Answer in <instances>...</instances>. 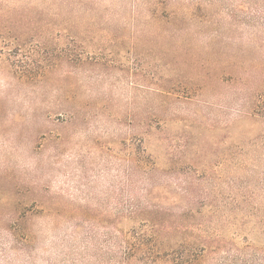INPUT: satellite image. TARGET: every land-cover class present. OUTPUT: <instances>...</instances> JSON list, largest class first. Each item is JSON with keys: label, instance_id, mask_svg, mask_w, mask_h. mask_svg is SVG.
Instances as JSON below:
<instances>
[{"label": "rangeland", "instance_id": "1", "mask_svg": "<svg viewBox=\"0 0 264 264\" xmlns=\"http://www.w3.org/2000/svg\"><path fill=\"white\" fill-rule=\"evenodd\" d=\"M169 3L0 0V264H125L155 210L264 264V19Z\"/></svg>", "mask_w": 264, "mask_h": 264}, {"label": "trees", "instance_id": "2", "mask_svg": "<svg viewBox=\"0 0 264 264\" xmlns=\"http://www.w3.org/2000/svg\"><path fill=\"white\" fill-rule=\"evenodd\" d=\"M141 0H134L139 2ZM167 1L170 6L173 7V11L170 12L169 19L171 23L178 22V16L180 7H187L186 15H183L181 19H197L210 15H218V13L224 14L226 20H229L230 27L233 29L239 27L250 26L255 24L256 21L264 19V0H162ZM262 6V10L258 11L255 8L256 3ZM254 5V6H253ZM259 7V6H258ZM135 12V9H134ZM200 12V14H198ZM153 18L158 19L159 15L156 12L153 14ZM180 21V20H179ZM249 117H257L264 120V93L258 95L253 102L250 103ZM241 211V210H239ZM155 217H148L144 219L143 224L138 229V232H134L132 237L136 241L132 245L128 244L123 247V263L131 264L133 260L137 262H150L152 264H204L203 257L212 258V255L219 253L221 247L213 248L210 239L213 236L211 234L210 227H207L206 231L198 229L201 234L183 233L182 225L168 226L166 221H172L175 217L159 210L153 211ZM152 212V214H154ZM188 214L183 216L186 219H195L194 215H199L198 212L188 211ZM186 222V221H183ZM204 224V223H201ZM200 224V225H201ZM143 227H146L143 230ZM151 233V234H150ZM171 235L170 241L163 239L164 234ZM183 238H188L190 235L193 238L192 244H187L186 241L172 242L173 238L182 235ZM208 240V241H207ZM127 255V256H126Z\"/></svg>", "mask_w": 264, "mask_h": 264}]
</instances>
